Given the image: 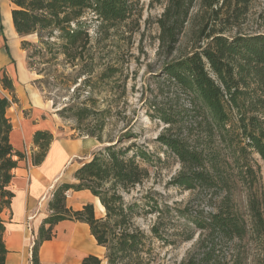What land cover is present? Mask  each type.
Segmentation results:
<instances>
[{"label":"trees","instance_id":"trees-1","mask_svg":"<svg viewBox=\"0 0 264 264\" xmlns=\"http://www.w3.org/2000/svg\"><path fill=\"white\" fill-rule=\"evenodd\" d=\"M9 1L13 28L22 38L21 48L31 47L29 60L40 54L48 63L59 54L67 60L75 58L89 31L82 19L86 12L92 13L100 25H138L142 16L139 0ZM152 1L163 6L155 18L159 53L172 56L187 28L191 38L188 52L162 64L159 76L169 89L159 93L164 96L160 101L147 105L152 111L149 117L165 125L155 141L165 148L162 153L180 166L171 177V185L193 194L205 191L199 204L206 209L196 207L184 215L187 220L182 228L184 232L190 228V232L181 235V240L187 241L198 231L199 253L190 254L180 264H233L234 257H219L217 244L242 240L249 229L264 232L263 189L259 166L253 158L256 154L264 162V32L246 33L237 28L251 0ZM31 34H36V44L24 39ZM33 63L30 61L29 66ZM77 65L80 67L75 75L62 76L59 81L67 88L76 85V91L88 90L84 98L71 99L57 113L73 119L76 129L104 144L73 172L74 182H62L53 190L47 204L50 213L35 234L31 264H40L39 247L52 239L54 226L62 220L86 223L104 249L106 264H152V240L163 238L162 209L156 193L147 191L129 200L126 196L151 177V169L161 157L137 143L128 123L117 135L104 140L110 108L100 107L105 99L93 94L112 91L118 68L108 64L91 76L97 67L92 55L89 60L78 59ZM0 83L14 96L7 75L3 74ZM9 107L8 98L0 95V264H6L8 253L1 213L10 207L14 196L9 189L13 170L25 158L10 143ZM52 137L46 130L34 133L32 165L44 160ZM69 190H88L98 198L104 214L96 216L90 202L80 210L68 207ZM239 207L245 209L248 219ZM168 208L169 212L173 209ZM148 215H155V221L147 231L136 219ZM166 240L162 239L174 244ZM82 263L100 264L101 259L87 256Z\"/></svg>","mask_w":264,"mask_h":264},{"label":"rangeland","instance_id":"rangeland-1","mask_svg":"<svg viewBox=\"0 0 264 264\" xmlns=\"http://www.w3.org/2000/svg\"><path fill=\"white\" fill-rule=\"evenodd\" d=\"M139 4L142 7V16L138 25L133 22L127 26H124L122 23L100 25L98 21L93 19L92 13L86 12L82 19L88 25L89 31L82 42V47L76 51V54L73 55L75 58L72 60H67L66 57L64 59V55L61 54L50 63L45 62L46 57L40 54L35 55L34 58L29 60L28 54L32 50L31 47L21 48L22 38L16 37L15 39L18 41L17 47L23 59V61H19V67L21 69V66L23 67L24 64L28 78L21 83V90L14 89V96H12L8 89L1 87L2 85L0 86V95L6 96L10 101V107L7 109L6 115L11 117L20 111L21 96H26L27 100H29L31 92L36 93L40 96L44 107H48L46 108L47 113L51 116L52 114L59 116L57 124L53 128L52 141L60 139H74L78 141L88 136L76 129V123L73 119L61 117L57 111L71 101V99L80 100L84 98L88 88H80L76 91V85L73 84H70V87L67 88L59 81V78L65 75H75L80 67L77 65L78 59L81 58L82 61L89 60L90 55H92V61L97 64L95 72L90 74L91 76H95L96 72L105 65L109 64L117 67L118 71L112 80V91L94 92L93 94L95 97L105 99V102L100 107L109 106L110 108L111 119L103 133V138L107 140L108 137L117 135L128 123L136 133L137 143L161 157V162L151 169V177L144 181L142 185L137 186L126 196V199L141 197L147 191H154L156 193L155 199H157L162 209L160 224L162 239L173 241L172 243L174 244L169 245L168 242H163L162 239H153V258L151 263L180 264L190 254L199 253L196 249L198 231H194L193 238L187 241H182L181 235L182 232H190V228L188 232H184L182 228L187 220L184 215H188L196 207L206 209L203 204H199L205 191L193 194L190 191L171 185V177L177 173L180 166L172 157L162 153L165 148L155 141V138L165 125L158 119L149 117L152 111L147 105L154 100L160 101L164 96L159 93H164L169 89V84L159 76L162 64L171 58L188 52L191 38L187 28L180 38L178 50L172 56H165L159 53L158 27L155 23V18L162 11L163 6L152 0H139ZM11 7L12 5L9 0H0V35L6 34L8 37H10V30L6 13L8 10H11ZM195 9L192 14L195 12ZM263 17L264 0H251L248 12L239 20L237 28L246 33L264 32V28L261 27L264 24ZM236 30L235 28L233 31ZM24 39L31 44L37 43L36 34L28 35ZM85 52L89 54L86 55ZM9 56L8 54V59H10ZM16 61V56L12 54L10 65L13 64L14 67V74L11 76L13 85L15 79L18 81V72L20 71L18 70ZM30 61L34 62L31 66H29ZM2 76L3 74H0V78ZM81 79H78L79 83ZM124 84L125 92L123 93L122 87ZM167 93L171 95V92ZM20 94L21 96H18ZM38 103H40L39 99ZM23 113L29 115L30 108H26ZM95 141L98 149L104 144L99 143L96 139ZM31 148V146L24 147L21 151L25 155V158L21 161L26 165L29 157H31L32 150H34H31ZM86 150L84 148V152ZM88 154L87 152L85 155H79L70 159L64 169L63 176L62 174L60 176L62 178L55 184L51 181L47 195H52L55 187L62 182H74L72 177L73 172L86 160ZM57 157L60 158L62 156L58 155ZM253 158L259 166L264 198V162L256 154L253 155ZM168 207L178 212L176 213L173 209L169 212ZM239 208L242 211V215L248 219L245 209ZM95 214L98 217L103 215V213L98 211ZM2 216L8 219L7 212L2 214ZM28 221L29 219L27 218L26 226L29 224ZM153 221H155V215L136 219V223L147 231ZM217 249L220 258L223 259L224 256L226 259L234 257L235 264H264V232L249 229L242 240L222 241L220 244H217ZM103 255L104 250L100 252V256L103 257Z\"/></svg>","mask_w":264,"mask_h":264},{"label":"crops","instance_id":"crops-1","mask_svg":"<svg viewBox=\"0 0 264 264\" xmlns=\"http://www.w3.org/2000/svg\"><path fill=\"white\" fill-rule=\"evenodd\" d=\"M6 17L10 37L6 34L0 35V74H5L11 79L14 67L13 64L10 65V60H12V54L15 55L16 65L20 71L18 72V81L15 79L14 85L13 81L11 82L13 90H21V83L27 80L28 74L24 64L21 69L19 67V61H23V59L17 47L18 41L15 38H18V34L13 28L9 10ZM8 54L10 59L7 58ZM20 64L22 63L20 62ZM38 99L40 103H38ZM29 100L26 96H21L20 111L11 117L7 115L12 124L9 134L10 143L18 151L30 146L31 150L35 149L34 133L38 130L52 133L59 118L57 114L51 116L47 113L46 108L48 107H44V103L36 93L31 92ZM26 108H30L29 115L23 113ZM84 148L87 149L86 152H84ZM97 149L98 146L93 137H85L78 141L60 139L50 142L44 160L40 164L32 165L31 157H29L27 165L21 160L18 162L9 184V189L14 193V196L10 207L1 213V216L5 212L8 213V219H5L4 215L2 216L5 221L4 241L8 249L6 264H31V248L37 228L50 213L47 204L51 195L47 194L51 181L55 184L62 178L60 176L61 174L63 176L64 169L70 159L88 152L86 158L88 160ZM58 155L62 157L58 158ZM88 202L93 203L95 212L104 214V208L98 198L92 196L88 190L66 192V204L73 210H80ZM28 217H30L28 221L30 229L26 226ZM53 232L52 239L43 241L39 247L40 264H83L82 260L87 256L98 257L101 259L100 264H106V261L100 256V252L104 249L96 243L86 223L62 220L54 226ZM31 236H33L32 239H30Z\"/></svg>","mask_w":264,"mask_h":264},{"label":"built area","instance_id":"built-area-1","mask_svg":"<svg viewBox=\"0 0 264 264\" xmlns=\"http://www.w3.org/2000/svg\"><path fill=\"white\" fill-rule=\"evenodd\" d=\"M28 219H30V217H28ZM27 227H28V229L31 228L29 224L27 225ZM32 238H33V236H31V239H32Z\"/></svg>","mask_w":264,"mask_h":264},{"label":"bare ground","instance_id":"bare-ground-1","mask_svg":"<svg viewBox=\"0 0 264 264\" xmlns=\"http://www.w3.org/2000/svg\"><path fill=\"white\" fill-rule=\"evenodd\" d=\"M103 207V206H102Z\"/></svg>","mask_w":264,"mask_h":264}]
</instances>
